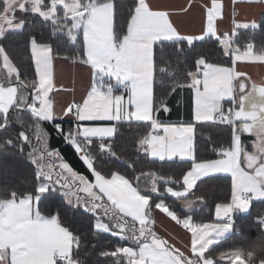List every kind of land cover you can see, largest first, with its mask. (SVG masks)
Masks as SVG:
<instances>
[{
	"label": "snow or ice",
	"instance_id": "6c2138e0",
	"mask_svg": "<svg viewBox=\"0 0 264 264\" xmlns=\"http://www.w3.org/2000/svg\"><path fill=\"white\" fill-rule=\"evenodd\" d=\"M241 5L264 6V0H231V17L222 0H201L200 4L191 0L178 10L151 0H0V96L10 98V102L0 103V176L9 177L10 170L22 166L25 177H31L27 186L20 185L22 191L9 188L7 180L0 179V193L6 192L0 201L17 206L13 217L23 215L24 205L29 209L34 206L41 220L70 235L77 252L78 231L85 228L93 235L104 233L126 241L129 246L95 252L98 259L110 260V264H150L141 255L147 250L161 255L165 264H264V212L251 220L259 236L248 241L247 249L214 254L226 234L243 235L236 220L252 217L253 202L264 203V117L243 115L246 103L254 106V93L264 97V80L252 81L246 72L239 71L242 62L264 65V46L257 47L254 39L240 46L238 39L241 29L264 33V15L252 21L238 20L235 11ZM193 10L199 14V34L186 33L178 23ZM101 11L110 12L115 52L86 47L91 26ZM159 17H164L166 24H161ZM228 21L230 26L221 32L219 25ZM136 38L145 40V47L150 49L151 80L134 75L127 50L119 47L125 39L131 43ZM65 44L75 51L62 59L85 67L91 80L78 101L73 99L63 106V115L49 119L39 109L42 101H50L55 113L53 94L59 90L54 83V62L61 58L58 49ZM251 55L258 59H243ZM221 56L227 63L219 62ZM173 57L176 68L170 62ZM25 63L28 67L22 74ZM177 69L186 73L183 81L177 79ZM164 76L171 85L158 96L157 80ZM224 76L228 77V87L214 86V81ZM234 80H239V89ZM185 90L191 94L189 119H162L173 112L168 104L173 96L177 97L175 112L180 115L183 105L179 94ZM101 95L112 101L114 118H81L84 101ZM225 101H230L227 108ZM21 112L28 113L29 119L21 118ZM65 118L72 125L67 130ZM44 124H50L70 145L90 175L75 170L61 150L50 147L51 134ZM125 125H137L139 134L125 141L121 133ZM92 126H103L105 134L82 131V127ZM198 128H208L212 133L208 137L211 155L207 154L208 144L201 146L199 142ZM244 134L254 138L251 151L242 141ZM124 143L131 145L137 157L142 154L152 163L160 161L162 167L177 165L175 173L141 172L133 182L118 170L97 166L98 160H120L116 149ZM236 156L238 167H232ZM229 178L230 197L198 194L199 185L204 183L223 186L227 191ZM119 185L127 189L131 199L115 190ZM161 185L163 193L159 192ZM157 193L179 201L180 212L164 199L157 202L153 197ZM210 200L218 201L213 222H197L187 214L188 210L202 212L211 206ZM153 206L184 230L183 237L172 236L170 242L155 231ZM4 207L5 203H0V209ZM81 208L90 216L81 213ZM77 216L79 221L71 219ZM9 248L11 245H0V264H20L15 252L9 254ZM63 260L65 264H84L72 250Z\"/></svg>",
	"mask_w": 264,
	"mask_h": 264
},
{
	"label": "crops",
	"instance_id": "0c3cea01",
	"mask_svg": "<svg viewBox=\"0 0 264 264\" xmlns=\"http://www.w3.org/2000/svg\"><path fill=\"white\" fill-rule=\"evenodd\" d=\"M152 3L156 4H163L165 6H169L172 10H178L182 5L187 6L191 0H151ZM197 4L201 3V0H195ZM222 2L227 6L225 11L231 17L232 13V6L231 0H222ZM264 14V6H254V5H241L239 8L236 9L235 15L237 16L238 20L244 21H252L254 19H259L260 15ZM151 15V14H148ZM215 15H219V7L217 6ZM161 24H166V19L164 17H159ZM178 23L181 26V29L184 30L186 33L196 32L198 33V28L200 25V18L199 14L196 10H193L187 17H183L178 20ZM230 26V21L225 22L219 25V30L223 32ZM92 30L88 37V45L86 47H100L111 50L112 52L116 51V43L113 40L112 35V26H111V15L110 12L104 13L101 11L97 14V19L94 24H92ZM122 51L127 50L128 53V60L129 63L134 68V75L139 79H148L151 80V55L150 49L145 47V40L140 38H136L133 42H128L126 39L119 45ZM87 54V52H85ZM243 59L248 60H256L258 59L257 56L251 55L248 57H243ZM240 72H246L248 76L251 78L252 81L260 82L264 80V65L259 64L258 62H242L239 66ZM107 79V78H106ZM91 80L90 72L83 66H76L74 65L71 60H63L62 58H58L54 62V83L56 88L59 90L58 92L54 93V97L56 102L55 105V113L52 111V104L50 101H42L39 112L41 115L48 117L49 119L52 118L53 115H63L64 114V105L66 103H70L73 99L77 101L80 99L82 92L86 84ZM108 83V81H105ZM114 83V81H113ZM234 86L239 89V80L233 81ZM50 87H53L51 84V80L49 81ZM229 85V80L227 76L221 77L214 81V86L216 87H223L227 88ZM66 89V91H63ZM74 90V91H73ZM119 97H117V100ZM180 103L183 105L181 108L180 115L178 116L175 112L177 97L173 96L169 99L168 104L171 108H173V112L171 116H162V119L176 121L178 119H189L187 113L190 111L191 108V94L188 90L179 94ZM252 100L255 101L254 106L246 103L243 109V115L246 118H251L253 115L264 117V97L260 96L259 92L254 93ZM10 102V98H6L0 96V103H8ZM230 104V101H225V105ZM114 106L111 100H105L104 97H89L84 101L80 109L79 116L84 119H94V120H102V119H111L114 118L113 116ZM117 115L118 112V105H117ZM64 122H69L66 118ZM101 132L105 133V128L103 126H92ZM92 127H82V131L86 129H91ZM249 138V147L248 150L251 151V142L254 139L249 134L242 135V141L244 137ZM151 159V158H150ZM238 156L233 157L231 164L232 167H238L237 164ZM14 205V204H13ZM12 207L15 209L17 206L14 205ZM190 211V210H188ZM27 213L30 217L28 222L32 225H39L41 227L49 228L51 224L50 221L41 220L38 215H33V208L29 210L27 205H24V213ZM154 227L155 231L160 234L162 226L168 230L171 234H174L178 237H183L184 230L179 226L174 225V222H171L166 215L159 213L158 210L154 208ZM55 225V224H53ZM58 229L59 235H62L61 247L60 249H56V255L64 256L68 254L72 247H70V237L68 234H65L61 229ZM32 231V230H31ZM62 231V232H61ZM190 236V234H188ZM231 234H226V238ZM168 236V235H167ZM169 237V236H168ZM59 239V236H58ZM32 240V234H27V241ZM72 241V240H71ZM72 243H74L72 241ZM9 252V251H8ZM11 254V253H9ZM142 257H147L150 261V264H165V260L161 255L156 254L152 250H147L142 252ZM48 259L47 264H55L54 260L52 259V255ZM42 262L39 261V264Z\"/></svg>",
	"mask_w": 264,
	"mask_h": 264
},
{
	"label": "trees",
	"instance_id": "16d2710c",
	"mask_svg": "<svg viewBox=\"0 0 264 264\" xmlns=\"http://www.w3.org/2000/svg\"><path fill=\"white\" fill-rule=\"evenodd\" d=\"M264 15V14H262ZM260 15V17L262 16ZM259 17V18H260ZM29 28H31V25H29ZM49 33L51 34V29H48ZM239 45L242 46L247 40L254 39L255 44L257 47L264 46V33H252L250 30H240V36H239ZM212 42L209 41L208 44H211ZM159 46H157V53H159ZM75 49L71 46L65 44L61 49H58L59 55L62 58L64 55H72L74 53ZM159 59V57H158ZM182 59V58H181ZM174 68H176V57H173L170 61ZM216 62V61H214ZM219 62H225L227 63V58L219 57ZM28 65L27 63L21 65V72L22 74L26 71ZM182 67V65L180 66ZM178 71L177 79L180 81H183L184 76L186 75L185 72ZM159 75V74H158ZM171 85V80L164 76L162 78H158L156 88H157V95L159 96L161 93L167 92ZM169 101V100H168ZM229 104H226L225 107L227 108ZM20 117L23 119H29V114L26 112H21ZM13 119H15V116H12ZM44 128L48 133H50L49 137V144L51 148L59 149L62 151V154L67 162L70 163V165L77 171L82 172L85 175H90L87 173V171L81 166V162L78 160L77 155L75 154L74 150L70 147V145L66 144L61 137L57 135V133L54 131V129L51 127L50 124H44ZM65 130H67L69 127H72L70 122H64L63 124ZM138 126L132 125L129 127L128 125H125V127L121 130L122 135L125 137V141L130 140L133 135H138L139 132L137 131ZM208 128H198V139L203 146L205 143L209 146V153L208 155H211V141L208 140V137L211 135ZM228 138L230 140V129L228 130ZM249 136L243 138V142L245 145L249 147ZM116 151L120 154L121 159L120 160H108L103 163L100 162V160L97 161V166L105 169L106 171L112 170V171H120L121 173L125 174L127 177L131 178L133 182H135V177L138 176L141 172H149V171H157L161 174H174L175 170L177 169V165H172L171 167L163 166L161 165L160 161H156V163H152L150 158H145L142 154L137 157L133 154V149L130 144L124 143L122 146L117 147ZM101 160L104 159V157L100 158ZM129 164L132 165V167H129ZM12 172V175L9 177L0 176V179L7 180L8 187L9 188H16L17 191H22L23 189L20 187V185L27 186V183L30 182L31 177H25L24 169L21 166L19 169H13L10 170ZM146 179V178H142ZM174 188L177 187L176 185H171ZM160 193L164 192V186L161 185L159 189ZM199 193H208L211 197H219L220 199H224L225 196L230 197V178H229V185L228 190L225 191L223 186H217L212 183H204L200 184L198 188V194ZM0 195H6V192L0 193ZM154 199H157V202L159 199H164V201L170 205L173 209L177 210L178 213L180 212V202L175 201L170 196L165 194L164 196L160 197L159 193L153 194ZM1 202V201H0ZM214 200H210V207L204 208L201 212L199 209H196L194 212L192 210L187 211V214L192 215L193 219L197 222H204L209 223L213 222L214 220V207H215ZM154 208V206H153ZM264 212V203L261 202H253L252 207V217H249L247 220H236V224L239 226L240 230L242 231V236H237L234 233L231 234V238H225L218 247L215 249L214 254H219L220 252H224L226 250L242 247L247 249L248 248V241L249 240H255L259 236V230L255 226V224L251 223L252 218L256 217L258 213ZM81 213H83L85 216H90L89 213L84 212V209L81 208ZM184 213H181L183 215ZM71 219L75 221H79V216L72 217ZM90 221H84L85 224L89 223ZM67 223V221L65 222ZM73 231H78V229H73ZM78 234L80 236V248L79 251H75L76 245H73L72 247V254L78 255L80 259L84 261V264H110V260H104L102 258L98 259V257L95 255V252H99L102 249H108V248H114L116 246H129L126 241H120L117 238L111 237L109 234L100 233L99 235H93L92 230H88L87 228L78 231ZM259 254V253H257ZM65 264V262L61 263ZM73 264H75V261H73Z\"/></svg>",
	"mask_w": 264,
	"mask_h": 264
},
{
	"label": "rangeland",
	"instance_id": "374dc122",
	"mask_svg": "<svg viewBox=\"0 0 264 264\" xmlns=\"http://www.w3.org/2000/svg\"><path fill=\"white\" fill-rule=\"evenodd\" d=\"M83 131L97 135L105 134L103 131L101 132L94 127ZM115 190L118 193L125 194L127 199H131V196L127 195V189L124 188L123 185L117 186ZM0 203H5V207L0 209V245H11L8 251L9 253H16L20 260V264H39V261L42 262L41 264H47L48 259H50L49 255H52V259L54 260L55 251L56 249L61 250L60 245L62 241V235L57 233V226L53 225L54 223L51 224L49 228L32 225L28 222L30 217L27 213L14 218L13 212L15 209L12 207L13 203L4 201ZM33 212L36 218L37 214L35 213L34 206ZM27 234H32V240L27 241ZM159 235L163 236L165 239H169L170 242H172V236H175L168 232L163 226ZM68 236L70 237V235ZM173 242L175 243V241ZM73 244L75 243H72L70 239L69 250Z\"/></svg>",
	"mask_w": 264,
	"mask_h": 264
},
{
	"label": "built area",
	"instance_id": "2783aa9c",
	"mask_svg": "<svg viewBox=\"0 0 264 264\" xmlns=\"http://www.w3.org/2000/svg\"><path fill=\"white\" fill-rule=\"evenodd\" d=\"M117 94H120V91H119L118 89H117ZM63 257H64V256L56 255V256L54 257V261H55V263H56V264H61V263H63V262H64Z\"/></svg>",
	"mask_w": 264,
	"mask_h": 264
}]
</instances>
